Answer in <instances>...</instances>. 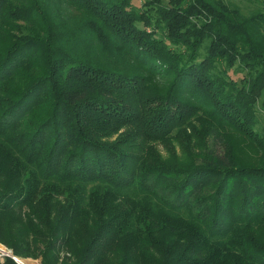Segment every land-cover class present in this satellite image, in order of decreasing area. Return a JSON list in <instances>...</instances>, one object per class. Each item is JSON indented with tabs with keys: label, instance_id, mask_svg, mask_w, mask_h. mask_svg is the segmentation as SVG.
<instances>
[{
	"label": "trees",
	"instance_id": "16d2710c",
	"mask_svg": "<svg viewBox=\"0 0 264 264\" xmlns=\"http://www.w3.org/2000/svg\"><path fill=\"white\" fill-rule=\"evenodd\" d=\"M247 1L263 8L0 0V36L20 33L0 47V245L21 264H264V0ZM176 138L187 166L150 163L149 141Z\"/></svg>",
	"mask_w": 264,
	"mask_h": 264
},
{
	"label": "rangeland",
	"instance_id": "374dc122",
	"mask_svg": "<svg viewBox=\"0 0 264 264\" xmlns=\"http://www.w3.org/2000/svg\"><path fill=\"white\" fill-rule=\"evenodd\" d=\"M151 1L152 0H133V5L140 9L142 8L146 9V6H149V3H151ZM226 2L236 5L238 8L242 10V13L247 17H249V15L252 12L263 8V6H261L260 4L256 2H250L247 0H226ZM69 11L68 10L63 11L62 12L63 15L61 16H64L65 19L67 18L68 14H69L68 18L70 16H73V14L69 13ZM56 14L58 13L56 12ZM19 23L22 26L25 25L23 22H19ZM70 25H73V24L71 23ZM72 27L73 26H68L67 28L72 30ZM148 31H151V29H149ZM13 35L18 36L20 35V33L16 30H12V31L8 30L7 32L2 34L0 36V47H2L7 42V39H9ZM79 35L81 36V39H84V33L81 32L79 33ZM90 43L91 41L89 38V45ZM86 45L88 44L86 43ZM82 46L85 47L84 45ZM89 49L91 52L92 48H89ZM101 60L104 64L108 65V68L113 69V71L115 72L124 73L130 76H134L135 74H137V72H139V73H142L143 75H149L151 76V78L155 79V75L149 74L148 71L145 72V66H143L144 63H143L142 58H137L136 56H130V58H127L123 56L122 58L113 57V59L111 60L109 56H102ZM230 75H231L230 79L234 80L235 82L239 84L240 87H242L243 79L247 77L248 70L245 66L238 67V65H236V67H234V69H232V71L230 72ZM263 100H264V93H262L261 97L258 99L256 106H255L257 115H256V125L254 126V128H255V132L259 133L260 135H264V111L262 109ZM201 111L203 112L206 110L202 107ZM124 132H125V129H123L119 133V135H121V133H124ZM197 135L198 134L190 135L192 136L190 138L191 144L193 146L192 148H194V145H198L199 143H201V140H199V143H198L197 137H196ZM117 138H118V135H115L110 141H115ZM230 138L232 140V143L235 146L236 155H239L242 158L241 160L244 163H252L254 161V158L257 156L253 145L244 141L243 138H241L240 136L236 134H232ZM148 146L150 148L152 147L150 150V153H151L150 163L162 164V165H167V164L172 165V163L175 162L176 164H179L180 167L188 165V162H187L188 153L186 150L187 147L185 146V143L183 142V138H179V139L176 138V139H170V140H164V141H160V140L159 141H149ZM183 159L186 162H183ZM0 251L2 252V253L0 252V255L4 256L3 253H8V251L10 250L6 246L1 244ZM2 259L3 258H1V260ZM25 261L28 264H40L39 261H36V260H25Z\"/></svg>",
	"mask_w": 264,
	"mask_h": 264
},
{
	"label": "water",
	"instance_id": "95a60500",
	"mask_svg": "<svg viewBox=\"0 0 264 264\" xmlns=\"http://www.w3.org/2000/svg\"><path fill=\"white\" fill-rule=\"evenodd\" d=\"M1 252V251H0ZM2 253V252H1ZM3 255L4 256H8V257H11V258H13L18 264H21V259H19V258H17V257H15L14 255H13V252L10 250V251H8V253H3Z\"/></svg>",
	"mask_w": 264,
	"mask_h": 264
},
{
	"label": "built area",
	"instance_id": "2783aa9c",
	"mask_svg": "<svg viewBox=\"0 0 264 264\" xmlns=\"http://www.w3.org/2000/svg\"><path fill=\"white\" fill-rule=\"evenodd\" d=\"M0 256H2V255H0Z\"/></svg>",
	"mask_w": 264,
	"mask_h": 264
}]
</instances>
